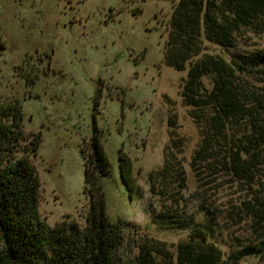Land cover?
<instances>
[{"label":"trees","instance_id":"1","mask_svg":"<svg viewBox=\"0 0 264 264\" xmlns=\"http://www.w3.org/2000/svg\"><path fill=\"white\" fill-rule=\"evenodd\" d=\"M167 32L164 64L186 72L181 98L199 132L190 164L197 195L228 186L235 188V199L223 211L202 204L204 218L197 219L184 196V160L169 152L183 153L172 131L177 139L166 148L163 166L149 175L156 184L151 193L171 205L152 212L151 221L162 232L185 237L170 245L133 222L112 221L102 184L112 167L95 127L81 149L84 222L49 226L39 212L41 184L33 161L41 137L25 133L17 102L0 107V264H241L247 257L263 258L264 49L234 50L243 34H264V0H179ZM205 44L226 53H208ZM5 47L0 39V51ZM169 125L177 126L174 120ZM119 162L129 197L143 199L131 159L121 153ZM244 225L249 238L231 237L232 229Z\"/></svg>","mask_w":264,"mask_h":264},{"label":"rangeland","instance_id":"2","mask_svg":"<svg viewBox=\"0 0 264 264\" xmlns=\"http://www.w3.org/2000/svg\"><path fill=\"white\" fill-rule=\"evenodd\" d=\"M178 1L0 0V39L6 46L0 51V107L18 102L25 133L41 137L33 161L41 184L39 212L47 225L84 222L88 198L81 149L95 127L112 167L102 180L112 221L133 222L170 245L185 237L162 232L151 221L152 212L171 205L151 193L156 184L149 175L163 166L166 148L177 139L172 131L183 153L169 152L184 160V196L197 219L204 218L202 204L223 211L235 199V188L228 186L201 193L203 199L197 195L190 164L199 132L181 98L186 72L169 68L163 58ZM237 41L234 51L264 49V34H243ZM205 46L208 53H226ZM205 84L211 87L208 80ZM121 153L133 163L141 200L131 199L122 182ZM247 229L234 228L231 237L246 240ZM241 264H264V256L247 257Z\"/></svg>","mask_w":264,"mask_h":264}]
</instances>
